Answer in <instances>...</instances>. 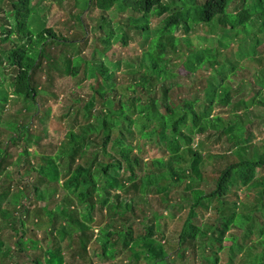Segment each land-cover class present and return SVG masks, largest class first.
I'll list each match as a JSON object with an SVG mask.
<instances>
[{"label":"trees","instance_id":"trees-1","mask_svg":"<svg viewBox=\"0 0 264 264\" xmlns=\"http://www.w3.org/2000/svg\"><path fill=\"white\" fill-rule=\"evenodd\" d=\"M33 1L0 0V66L12 71L10 96L35 106L32 119L43 122L51 111L38 98L50 94V83L39 86L36 76L45 68L76 89L86 83L88 94L64 100L59 146H40L44 134L32 122L9 127L13 135L0 147V230L7 228L0 264H22L21 257L25 264H264V151L249 146L242 121L264 107V0H177V8L171 0H87L84 9L101 13L91 29L98 60L93 53L85 60L72 37L46 29ZM163 16L152 29L151 19ZM197 26L214 32V48L193 46ZM135 40L140 54L118 59L113 46ZM233 44L245 66L230 60ZM168 55L182 60L175 66ZM178 69L190 85L179 83ZM7 102L0 90V118ZM210 131L207 139L228 153L214 170L194 147ZM22 134L19 170L26 167L33 181L14 191L9 150ZM143 152L158 157L145 161ZM253 186L242 199L237 188ZM182 187L192 204L169 231L149 213L147 198L169 203L171 213ZM200 210L216 217L207 223Z\"/></svg>","mask_w":264,"mask_h":264},{"label":"rangeland","instance_id":"rangeland-1","mask_svg":"<svg viewBox=\"0 0 264 264\" xmlns=\"http://www.w3.org/2000/svg\"><path fill=\"white\" fill-rule=\"evenodd\" d=\"M86 1L87 0H34L32 3V8L36 10L37 15L41 18L46 29H50L55 34H58L60 36L62 35L63 37H72V39L75 40L74 46H76L78 49L81 48L83 50L82 57L85 60H89L92 53L98 60L99 58H101V56L99 54H96L94 49L97 35H95V32L92 33L91 29L94 30L97 28L101 13L92 5H90L87 10L84 9V3ZM168 2H170V4H172L174 7H178L180 5L177 0H171ZM168 2L165 3L167 4ZM1 8L5 7L4 3L2 5L0 2V9ZM1 17L2 13H0V18ZM122 17L125 18L126 16L122 15ZM163 18L164 16L162 18H152L150 21V27L152 29H156L159 26V21ZM175 37L182 38L183 36L179 32H177L175 34ZM215 37L216 36L214 35V32L211 33L206 30L204 31V29L199 26L193 28V30L189 34V39L192 41L193 46L197 49H201L207 46L210 48H214ZM258 49L260 50L258 51V54L264 55V42ZM2 50L3 47L0 45L1 60L5 57ZM112 50L113 52H115L116 57L118 59L121 58L122 60L133 59L135 56H138L140 54L139 45L136 43V40L130 41L128 46L125 48H121L117 45L113 46ZM52 53L55 54L54 51H52ZM69 53L72 54V50L69 51ZM70 54L68 55L71 56ZM181 60L182 58L179 56H167V63H173L175 66H178L177 64H179ZM230 60L235 61L240 65L244 63V59L238 56L236 46L234 44L231 47ZM243 65L245 66V63ZM4 66H0V82L3 83V86L0 87V90L8 97V102L3 108V113L1 114L0 118V147H3L4 144L7 143L8 139L13 135V131L9 130V127H11L12 125L24 126L29 122L33 123V128L40 132L42 131L44 134V136L40 140V146H46L47 144H49L50 146H59L60 144H62L67 131L66 125L61 121V117L64 114V111L61 109L66 106L64 100L68 98L70 99L71 93H76L80 96H83L85 92L86 94H88L86 83H82L81 90L76 89L75 86L77 82H74L64 74L59 77L58 73L56 74V72L50 71L47 68H45L44 72L42 73L39 71L36 76V83L39 86H45L49 82L50 86L46 90L50 94L41 95V97L38 98V104L44 103V107L49 108L51 111V113L43 120V122H39L36 119H32V116L34 115L36 110L35 106H33L31 103H23L10 96L12 94V88L7 81V75L12 71L10 69L8 70L7 66ZM247 69L248 67L245 68L246 75H248L249 71V69ZM177 71L179 75H181L179 83L184 87L190 85V79L188 80L186 77H184L183 70L178 69ZM216 112H218V110H216ZM250 113L251 114L247 117L242 118L246 129L245 131L249 134L250 137V145H248L254 146L262 152L264 151V107H252ZM214 132L215 131H210L208 135L202 137L201 139H198L194 145L195 149L199 150L205 158L211 157L213 159V167H211L210 170H214V167L216 168L218 166H224L226 164L224 159L228 154L225 153L222 148H219L221 144H214L212 138L211 140L207 139L208 136L214 137ZM21 138H23V140H21L16 145V147H11V149L9 150V156L16 159L14 165L8 170V175L10 174L12 178L11 180L15 185L14 191L16 190V188L23 187V182L31 183L33 181L32 174H30V177L25 175L26 167H23L22 170H19L20 161L17 160V156L19 153H21L23 147L26 146V137H24V135L22 134L19 139ZM229 138H231V136H229ZM32 144L33 143H30L28 145V147H31L29 149L30 152L37 150V148L35 146H32ZM8 145H10V143ZM155 156L158 157V155H154V153L151 152H143V154H141V157L145 161L149 160L148 158H154ZM215 156L220 159H215ZM233 157H236L235 153L233 154ZM259 175L263 176L264 172L258 171V176ZM143 176L144 174H141L140 177ZM4 177L7 180L9 179V177ZM197 187L198 186H194V188ZM237 189L241 194V198L244 199L247 194L255 193L257 187L253 186L249 189H243L239 187ZM210 190L211 188L207 189V191ZM149 197L150 198H147V208L150 212H148L152 215L155 213V218H157L158 222L162 223L163 220L168 222L166 228L168 227L169 231L173 227L176 219L185 214L187 209L190 208L192 204L191 194L189 193V191L184 192V187L181 188L180 192H177L172 196L173 201H170V203L175 205L174 210L171 213L170 210H167V206L169 203H166L164 202V200L159 198H153L151 195H149ZM164 197V199L169 198L166 196ZM24 198L25 193L22 194L21 192L18 196V204ZM128 198L129 195L123 196V200H126ZM13 201L14 203L17 202L16 199H14ZM200 212V215L203 214L205 216V221L207 223H211L212 219L216 217L213 212L206 213L205 210H200ZM6 230V225L2 226L0 230V236H3L4 234L7 235ZM40 234L42 235L41 232ZM173 237L175 238L174 234ZM4 244L7 246V243L4 242ZM224 244L230 245L231 243L225 241ZM6 246L4 247V249L6 248ZM14 247H16L17 251V245H14ZM22 258L23 257L17 259L20 260V263L25 264ZM225 259H223L222 261L223 264L227 263V261L225 262Z\"/></svg>","mask_w":264,"mask_h":264}]
</instances>
